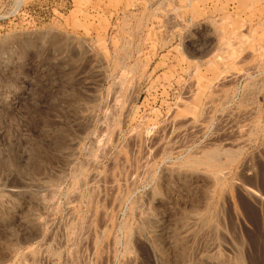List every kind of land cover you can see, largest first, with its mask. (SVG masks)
<instances>
[{
  "label": "rangeland",
  "instance_id": "obj_1",
  "mask_svg": "<svg viewBox=\"0 0 264 264\" xmlns=\"http://www.w3.org/2000/svg\"><path fill=\"white\" fill-rule=\"evenodd\" d=\"M237 263L264 264V0H0V264Z\"/></svg>",
  "mask_w": 264,
  "mask_h": 264
},
{
  "label": "bare ground",
  "instance_id": "obj_2",
  "mask_svg": "<svg viewBox=\"0 0 264 264\" xmlns=\"http://www.w3.org/2000/svg\"><path fill=\"white\" fill-rule=\"evenodd\" d=\"M191 217H192V216H191ZM204 221H205V220H204ZM204 221H203V223H204ZM198 223H199V222H198ZM188 225H189V224H188ZM186 226H187V225H186ZM189 226H190V225H189ZM187 228H188V227H187ZM187 228H186L184 231H187V230H188ZM180 231H181V230H180ZM184 231H183V232H184ZM191 231H192V230H191ZM213 231H214V230H213ZM189 234H190V233H189ZM210 234H211V233H210ZM182 235H183V234H182ZM213 236H214V235H213ZM185 238H187V237H185ZM212 238H213V237H212ZM209 240H210V239H209ZM210 241H211V240H210ZM214 245H215V244H214ZM209 248H210V247H209ZM206 249H207V247H206ZM234 249H235V248H234ZM208 252H209V251H208ZM216 254H217V253H216ZM210 256H211V255H210ZM237 264H238V263H237Z\"/></svg>",
  "mask_w": 264,
  "mask_h": 264
}]
</instances>
